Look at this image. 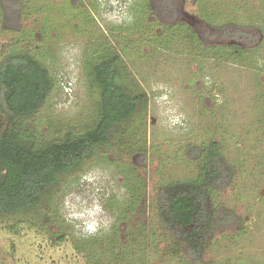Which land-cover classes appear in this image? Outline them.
Masks as SVG:
<instances>
[{
    "label": "rangeland",
    "instance_id": "rangeland-1",
    "mask_svg": "<svg viewBox=\"0 0 264 264\" xmlns=\"http://www.w3.org/2000/svg\"><path fill=\"white\" fill-rule=\"evenodd\" d=\"M147 3L0 0V60L13 48L29 51L55 78L46 103L27 120L40 139H59L68 129L82 131L96 119L100 95L89 76L87 60L101 48H109L107 37L123 55L127 84L148 96L138 132L103 146L87 159L82 170L63 178L62 189L50 208L55 214L36 211L0 219V264H88L74 249V239L109 231L120 213L118 207L114 211L111 206H121L127 199L125 185L133 175L146 183L149 195L164 180L195 177L196 166L186 155L188 142L197 134H209L215 121L207 110L224 106L232 125L231 131L225 132L230 152L250 164L259 176L224 191L223 201L235 202L237 213L246 221L239 227H221L208 257L218 264H264V165L260 163H264V100L258 96V80L264 81V0L185 1L184 9L189 13L198 4L197 13L209 26L221 29L234 23L255 30L259 40H255L259 46L256 56L239 44L204 42L211 53L206 56L194 47L188 31L174 26L166 32ZM179 29L182 31L170 48L162 47ZM202 30L205 36L210 32L206 24ZM156 36L161 46L153 40ZM222 39L215 42L230 44ZM251 43L246 41L247 46ZM217 46L223 49L218 51ZM232 47L247 52H238L233 60L225 58L229 61L212 55ZM243 60L251 63L246 65ZM216 84L215 97L211 95ZM259 121H263L259 131L252 129L248 136L247 131ZM3 124L0 112V130ZM144 138L145 148H139L136 141ZM120 168L135 173L126 170L124 174ZM145 206L140 205L128 221L118 224L121 237L127 240L132 234L134 245L139 242V225L147 220L149 226V200ZM153 248L149 258L148 247L147 264H186L169 256L164 244Z\"/></svg>",
    "mask_w": 264,
    "mask_h": 264
},
{
    "label": "trees",
    "instance_id": "trees-1",
    "mask_svg": "<svg viewBox=\"0 0 264 264\" xmlns=\"http://www.w3.org/2000/svg\"><path fill=\"white\" fill-rule=\"evenodd\" d=\"M178 2L153 0L151 8L161 9L164 13L167 7L171 11ZM172 27L164 28L167 32ZM224 28L236 41L251 42L253 36L258 37L251 28ZM180 31L182 29L171 34L173 38L168 44L161 41L165 44L162 47L170 48ZM184 31L189 32L188 38L194 41V47L201 49L206 56L211 55L201 39L190 30ZM157 37L153 40L160 45ZM107 39L106 46L109 48H101L87 60L89 76L100 95L99 113L86 129H68L59 139L42 140L27 123L41 110L54 89L55 78L50 69L31 52L15 48L0 60V112L4 117L0 130V219L50 211L67 174L82 170L87 159L103 146H109L120 136L134 134L141 128L148 96L127 84L128 69L123 55L117 44ZM258 47L247 51L259 55L256 53ZM217 48L220 49L218 51L223 49ZM241 49L232 47L220 55H212L229 61L230 58L236 59L238 52H247ZM242 63L249 65L251 61L243 60ZM258 83V96L264 100V81L258 80ZM215 86L218 87L217 84L213 86L215 94L211 96L216 97ZM225 108L208 109L215 121L213 129L205 137L203 133L200 136L197 134L188 142L186 155L191 159L189 162L196 166L195 177L164 180L149 195L146 183L137 174L133 175L135 177L129 178L125 185L127 199L121 206H116V203L111 206L114 211L118 207L120 213L109 231L102 230L91 237L74 239V249L86 258L88 264H147L148 247L150 258V250L162 244L167 247L168 250L164 251L169 256L186 264H218L212 256L208 257L217 233L223 226L239 227L246 221L244 215L237 213L232 204L235 202L223 201V193L240 182L243 184L245 180L259 176L250 164H245L230 152L225 132H229L232 125L227 120ZM262 111L264 116V105ZM257 123L247 131L248 136L252 129L259 131L263 121ZM145 143V138L141 142L136 141L139 148H145ZM120 170L124 174L126 170L135 173L130 168ZM148 200L149 226L147 220L139 225V242L134 245L132 234L127 235V240L121 237L118 224L125 219L128 221L140 205L146 207ZM50 212L55 214L52 209Z\"/></svg>",
    "mask_w": 264,
    "mask_h": 264
},
{
    "label": "flooded vegetation",
    "instance_id": "flooded-vegetation-1",
    "mask_svg": "<svg viewBox=\"0 0 264 264\" xmlns=\"http://www.w3.org/2000/svg\"><path fill=\"white\" fill-rule=\"evenodd\" d=\"M175 1H179L175 8L171 9L170 11V7H167V11L163 13V11L160 10H156L151 8L154 4H153V0H148L147 6L149 9V12L151 13V15L154 16L155 20L159 23L162 24L163 27H171V26H177L181 27L183 29L186 30H190L191 33L195 36L198 37L199 39H201L203 42H207V43H213L215 45H233V44H239L241 46H244L246 49H250V48H256L258 47V41L256 40V37L253 36L252 40H251V46H247L248 44H246L245 41H236L234 40V38L232 37V35H230L228 29H225L224 27L220 29V27H212L209 26L206 21L201 18L199 16V14L197 13V8H198V4H197V8L194 12L189 13L188 11H186L185 8V1L188 0H175ZM193 1V0H190ZM199 0H196V2L198 3ZM205 24L210 28V32H209V36H205L206 33H203V26H205ZM234 23H230V27H234ZM237 27V26H235ZM230 31L232 32V30L230 29ZM255 32V30H253ZM257 35V32H255ZM225 38V40L229 41L230 44L225 43L224 41H220V42H215L217 39H221ZM211 39V40H209ZM213 39V40H212ZM255 40L257 42H255ZM255 44H253L254 42ZM250 42V41H249ZM245 43V44H244Z\"/></svg>",
    "mask_w": 264,
    "mask_h": 264
},
{
    "label": "clouds",
    "instance_id": "clouds-1",
    "mask_svg": "<svg viewBox=\"0 0 264 264\" xmlns=\"http://www.w3.org/2000/svg\"><path fill=\"white\" fill-rule=\"evenodd\" d=\"M174 122H178V121H174Z\"/></svg>",
    "mask_w": 264,
    "mask_h": 264
}]
</instances>
